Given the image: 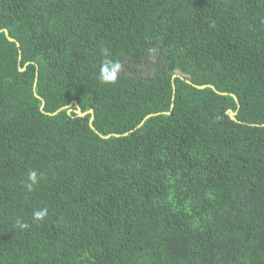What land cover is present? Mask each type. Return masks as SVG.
Instances as JSON below:
<instances>
[{
    "label": "trees",
    "instance_id": "trees-1",
    "mask_svg": "<svg viewBox=\"0 0 264 264\" xmlns=\"http://www.w3.org/2000/svg\"><path fill=\"white\" fill-rule=\"evenodd\" d=\"M0 264H264V0H0Z\"/></svg>",
    "mask_w": 264,
    "mask_h": 264
},
{
    "label": "clouds",
    "instance_id": "clouds-1",
    "mask_svg": "<svg viewBox=\"0 0 264 264\" xmlns=\"http://www.w3.org/2000/svg\"><path fill=\"white\" fill-rule=\"evenodd\" d=\"M102 51L105 58L100 67L99 80L101 81V83H115L121 71V64L110 58L109 50L107 48H104ZM28 181L29 183L26 185V187L30 191L32 190L33 186L37 183V173L35 171L29 172ZM47 215H48L47 208H42L40 210H37L33 213V221L42 222L45 220ZM17 227L20 229H25L28 227V224L18 220Z\"/></svg>",
    "mask_w": 264,
    "mask_h": 264
},
{
    "label": "water",
    "instance_id": "water-1",
    "mask_svg": "<svg viewBox=\"0 0 264 264\" xmlns=\"http://www.w3.org/2000/svg\"><path fill=\"white\" fill-rule=\"evenodd\" d=\"M74 103L78 105V102H77L76 100L74 101ZM91 111H92V113H93V110H91ZM79 114H80V115H84V113H83L81 110H79ZM232 116H234V115L232 114ZM93 117H94V114H93L92 117H91V122H92V120H93ZM142 123H143V122H142Z\"/></svg>",
    "mask_w": 264,
    "mask_h": 264
}]
</instances>
